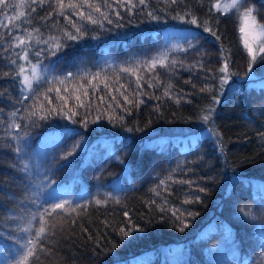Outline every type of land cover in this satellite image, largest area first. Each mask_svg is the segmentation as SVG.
<instances>
[{"label": "trees", "instance_id": "16d2710c", "mask_svg": "<svg viewBox=\"0 0 264 264\" xmlns=\"http://www.w3.org/2000/svg\"><path fill=\"white\" fill-rule=\"evenodd\" d=\"M221 1L145 0L140 5L132 0L133 8L127 0H90L100 12L83 0H63L65 6L82 5L63 12L58 0L42 5L23 0V7L18 6L22 0H7V7H0V22L7 25L0 27V199L5 191L23 192V171L8 130L12 124L35 133V141L52 130H80L90 147L112 146L128 164L127 174L120 175V161L99 171L96 162H88L87 182L142 179L122 207L83 204L79 215L53 212L47 219L63 222L54 235L41 239L47 250L34 264H126L164 249L180 251L218 223L229 225L241 257H257L261 249L249 252L245 246L246 224L231 219L229 188L237 178L255 181L264 191V75L252 74L257 65L239 30L242 10L218 12L212 6ZM245 6L254 7L264 23V0H246ZM21 11L25 16L17 20ZM78 11L103 24L82 19ZM185 13L190 15L180 19ZM192 16L198 24L190 22ZM17 37L25 40L23 46ZM25 50L48 73L28 92L17 75L21 65L25 72L28 67ZM165 54L167 67L149 70L150 62ZM225 63L226 75L219 71ZM221 76H230L222 87Z\"/></svg>", "mask_w": 264, "mask_h": 264}, {"label": "rangeland", "instance_id": "374dc122", "mask_svg": "<svg viewBox=\"0 0 264 264\" xmlns=\"http://www.w3.org/2000/svg\"><path fill=\"white\" fill-rule=\"evenodd\" d=\"M220 3L222 5L231 3V0H222ZM253 15L255 16L254 13ZM256 21L258 24H264L257 18ZM242 26L245 28V33H242L243 42L247 39L252 44L257 57L255 62L257 67L252 70V74L264 75V64L258 63L259 40L253 43L259 29L253 27L250 22L243 21ZM35 64H39L37 74L40 78L32 80V84L44 81L48 77L44 66L31 58L29 53L25 74L31 79V65ZM203 121V124H207L210 119ZM13 125L17 124L10 125L8 130L16 149H20L18 163L23 171V192L18 196L5 191L0 199V264H15L22 253L25 240L30 234L34 235L40 226L42 217L38 213H42L45 208L51 210L53 204L65 200L71 202V207L95 204L97 199L108 200L107 204L99 206L122 207L126 194L142 181L141 177L138 180H131L129 177V181L125 182L119 176L108 181L95 177L92 182H87L83 174L88 162H96L99 171L112 161H120L123 163L120 175L127 174L128 164L112 146L90 147L86 134L80 130L72 128L52 130L35 141V133H26ZM76 145L79 146L75 147ZM69 151H73V155L65 159ZM251 182L255 181L245 182L233 178L229 191L234 200L231 219L243 222L247 227L244 232V240L249 242L245 244L247 250L252 252L253 247L261 249L255 259L241 257L243 254L241 244L229 229V225L218 223L207 226L202 230L201 237L191 244H184L180 251L164 249L158 255L133 257L126 264H206L208 261H219L223 264H264V191ZM52 192L56 195L55 199L49 195ZM117 199L119 203H116ZM65 207L68 208L69 205ZM56 211L65 212L63 209ZM249 211L252 212V217L245 215ZM33 215L36 217L34 220ZM43 219H47V216ZM25 228H31V233L23 231Z\"/></svg>", "mask_w": 264, "mask_h": 264}, {"label": "snow or ice", "instance_id": "6c2138e0", "mask_svg": "<svg viewBox=\"0 0 264 264\" xmlns=\"http://www.w3.org/2000/svg\"><path fill=\"white\" fill-rule=\"evenodd\" d=\"M32 3H36L37 0H31ZM44 2V0H39V3L42 5ZM117 2H119V0H117ZM172 3H175L176 0H171ZM84 4H87V6L89 8H94V10L96 12H100V5L99 4H95L93 5L90 0H83ZM127 4L131 5L133 8L136 7L135 4H132V0H127ZM139 4L140 5H144L145 4V0H139ZM246 0H231V3H225V4H221V3H216L214 4L212 7H214L218 12L227 14L233 10H235V12H241V15L239 16V19H241L244 22H250L252 24L253 27L258 28L259 29V33L257 34V36L253 39V43H256L259 40V52L264 54V24H258L256 21L255 16L253 15L255 9L254 7H246ZM19 7H23V0L22 3L20 5H18ZM123 6V5H122ZM0 7H7V0H0ZM76 8L79 9L80 7H82L81 4H77V3H68L66 6L63 2V0H58L57 2V8L61 10V12H63L64 8ZM34 11V9H32ZM77 15L81 16L82 19H86L88 21H90L92 24H103V20H96L93 19L91 14H88L87 16L84 15L83 12L78 11ZM101 15L103 16V18L106 20L107 16H105L103 13H101ZM117 16H119V12L116 13ZM148 15L150 17H152V19H158L159 17L154 16L151 12L148 13ZM188 15H190V13H185L184 16L179 17L180 19H185ZM25 16V13L23 11H21L19 13V15H17L15 18L17 20H19L21 17ZM193 24H198V20L195 16H192V19L190 21ZM109 23H111V21H109ZM207 22L205 21V24ZM74 25V22H73ZM75 26V25H74ZM0 27H7V25L3 24V22H0ZM206 31L212 33L213 36H216V33L211 29L206 27L205 28ZM240 32L241 33H245V28L243 26L240 27ZM35 31H39L38 29H36ZM77 32L80 31L79 28L76 29ZM69 36L70 39H77L76 36L71 35L70 33L67 34ZM18 41V46H23L25 44V40L22 38L17 37L16 38ZM29 39H31V34H29ZM50 39H54L51 38ZM217 39H219V37H217ZM44 43H48V41H43ZM245 43V47L248 49L249 53L251 54V63H255L256 62V53L252 48V44L249 43V41L247 39H245L244 41ZM57 49H59L60 45L57 43L54 45ZM191 47V45H190ZM184 51H187V49H184ZM37 56L40 55V53H36ZM23 59L24 60H28V53L27 50L24 51L23 54ZM261 60L264 61V55L261 56ZM12 63H16L15 61H12ZM172 64H175L176 61H172ZM160 65L161 67H167V58H166V54L165 56L161 57L160 59H153L150 64H149V70L154 69L157 65ZM202 67V64H201ZM39 68V64H35V65H31V72H32V77L31 79L29 78L28 75L25 74V69L24 66L21 65L20 66V70L19 73H17V75H23V81H22V85H23V89L25 91H32V80H38L40 77L37 74V70ZM124 71H129V69H124ZM219 71L221 73H227L228 72V65L227 63H225L220 69ZM249 71H251V68H249ZM247 74V73H246ZM69 76L71 75L70 73L68 74ZM230 76H221L220 77V84L221 87L223 86V84L227 81V79H229ZM139 79V78H138ZM61 83H63V81H61ZM209 90L207 88H201L200 91H206ZM168 92H165V95H167ZM26 98V97H25ZM49 102H50V98ZM77 99H79V97H77ZM124 99H128V97H124ZM129 103H131V101H129ZM43 106L41 105V108ZM37 113L33 112L32 115H36ZM12 115H15V113H13ZM42 119L46 118V117H41ZM71 118V117H69ZM99 118V117H97ZM203 119L205 121L210 119V116L205 115L203 117ZM14 127H19V125H13ZM79 145H76L75 147H78ZM17 152L20 151L19 148L16 149ZM73 155V151H69L67 152L65 159L68 156ZM27 168V166H25V169ZM185 181H182V183H184ZM187 183H191V181H187ZM201 192L205 191V189L201 188L200 189ZM54 192L50 193L49 195L55 199L56 195H53ZM186 203L190 202V201H185ZM108 200H95V204H107ZM116 203H119V200H116ZM69 205L68 208H66L65 206ZM71 202L70 201H61L59 203H55L51 206V210H49L48 208H45L44 211L42 213H38V215H40L42 217V221L40 223V226L36 229L35 234L34 235H29L28 238L25 240V243L23 244V248H22V253L19 257L18 260L15 261V264H34V262L36 260H39V255L38 253L42 252V251H46L47 249L45 248V246L41 243V239L42 238H46L47 235L49 233H51L52 235L55 234V229L60 226V224L63 222V218H60L59 220L53 218V219H43V217H51L52 213L56 211V209H63L65 212H76L77 215H79V213L77 212V208H80L81 210H83V207L85 206H81V205H76V207H71ZM162 211L164 210L163 208L161 209ZM125 216H128V213L125 212L124 213ZM189 215H192V213H189ZM245 215L252 217L253 214L251 211L245 213ZM36 217L35 215L32 216V219L34 220ZM254 218V217H253ZM29 223H31V221H29ZM72 223H76L75 220H72ZM23 231L25 232H29L31 233V228H25L23 229ZM85 231H87V229H85ZM181 231H183V229H181ZM123 235H129L130 233L127 231H124L123 229L121 230Z\"/></svg>", "mask_w": 264, "mask_h": 264}]
</instances>
